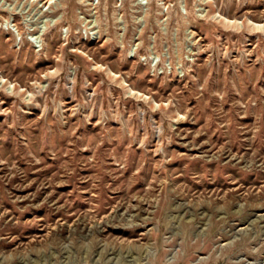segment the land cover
Instances as JSON below:
<instances>
[{
    "label": "rangeland",
    "instance_id": "rangeland-1",
    "mask_svg": "<svg viewBox=\"0 0 264 264\" xmlns=\"http://www.w3.org/2000/svg\"><path fill=\"white\" fill-rule=\"evenodd\" d=\"M0 264H264V0H0Z\"/></svg>",
    "mask_w": 264,
    "mask_h": 264
},
{
    "label": "bare ground",
    "instance_id": "bare-ground-1",
    "mask_svg": "<svg viewBox=\"0 0 264 264\" xmlns=\"http://www.w3.org/2000/svg\"><path fill=\"white\" fill-rule=\"evenodd\" d=\"M256 26H258V25H256Z\"/></svg>",
    "mask_w": 264,
    "mask_h": 264
}]
</instances>
